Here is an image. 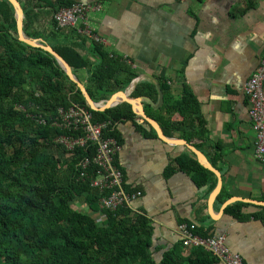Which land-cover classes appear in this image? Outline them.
I'll return each instance as SVG.
<instances>
[{"label": "trees", "instance_id": "1", "mask_svg": "<svg viewBox=\"0 0 264 264\" xmlns=\"http://www.w3.org/2000/svg\"><path fill=\"white\" fill-rule=\"evenodd\" d=\"M46 2L55 13L77 1ZM247 2V6L255 4V0ZM33 7V4L23 5L24 30L38 38L43 34L35 28L37 15ZM50 44L75 73L88 70L85 85L96 101L126 89L139 75L125 57L111 54L104 44L93 43L98 61L83 53L76 43ZM160 82L164 103L159 108L146 103V112L160 123L166 135H178L201 149L210 134L198 96L184 84L182 94L176 97L164 79ZM142 95L158 101L157 85L138 82L130 100ZM130 100L106 110L91 108L80 87L53 54L19 39L14 6L9 0H0V264H216L219 261L203 247H186L183 240L167 248L155 245L152 220L144 213L134 212L132 206L103 209L101 198L109 192L91 186L90 177L82 176V171L91 173L92 167L83 170L79 165L82 159L95 153V146L90 142L70 150L57 140L62 134L80 133L53 125V120L60 116V107L68 108L76 103L88 107L95 121L131 120L145 135L157 137L150 123L136 114ZM40 116L46 123L38 121ZM106 135L123 141L117 127L107 129ZM178 171L190 174L200 187L211 184L213 189L217 184V175L189 149L170 162L166 174ZM228 197L223 188L218 196L220 202ZM247 204L230 203L226 212L246 219L250 214L243 207ZM253 215L264 221V207ZM188 224L203 236L215 234L210 228Z\"/></svg>", "mask_w": 264, "mask_h": 264}, {"label": "crops", "instance_id": "2", "mask_svg": "<svg viewBox=\"0 0 264 264\" xmlns=\"http://www.w3.org/2000/svg\"><path fill=\"white\" fill-rule=\"evenodd\" d=\"M21 1L34 5L40 38L54 44L76 43L98 61L94 42L80 37L75 28L56 27L54 10L46 0ZM76 1L101 4L89 11L88 20L106 38L104 46L111 54L132 61L141 77L138 82L164 79L176 97L187 84L198 96L210 134L201 150L217 163L213 165L222 173L228 199L264 200V160L256 157V132L243 89L264 55V0H255L252 6H247V0ZM76 74L87 81V69ZM123 90L105 99H118ZM117 128L123 139L117 161L125 185L143 192L132 208L152 220L155 245L171 247L183 238L181 224L191 223L225 234L228 245L246 264H264V221L253 215L264 206L247 202L246 219L227 213L220 193L210 206L216 186L200 187L182 171L166 174L170 162L188 147L147 136L131 120L118 123Z\"/></svg>", "mask_w": 264, "mask_h": 264}, {"label": "built area", "instance_id": "3", "mask_svg": "<svg viewBox=\"0 0 264 264\" xmlns=\"http://www.w3.org/2000/svg\"><path fill=\"white\" fill-rule=\"evenodd\" d=\"M99 8L101 4H86L79 1L71 6L62 7L54 13L56 27L75 28L79 34L86 36L92 42L105 45L106 38L88 20L89 11ZM125 58L133 65L131 60ZM243 89L250 103L249 114L256 132V157L264 160V55L252 76L244 83ZM59 115V118L53 120V125L80 131L77 136L60 135L57 137L59 142L70 150L78 146H86L90 142L95 146V153L91 157L82 159L79 165L83 170L92 167L91 173L82 171V176L88 174L90 177L91 186L101 192H109L101 198V207L116 210L121 206H132L143 192L140 189L126 188L124 172L117 162V153L122 144L116 137L106 135V130L116 128L118 123L112 120L95 121L93 112L78 103L68 108L60 107ZM38 121L46 123V119L41 116L38 117ZM180 229L186 247H203L223 264H246L243 256L228 245L225 234L203 236L195 232L187 223L181 224Z\"/></svg>", "mask_w": 264, "mask_h": 264}, {"label": "water", "instance_id": "4", "mask_svg": "<svg viewBox=\"0 0 264 264\" xmlns=\"http://www.w3.org/2000/svg\"><path fill=\"white\" fill-rule=\"evenodd\" d=\"M15 9V14L17 18V28H18V37L20 40L26 42L27 44L34 46V47H40L43 48L44 50L50 52L55 56V58L58 60L59 64L61 67L66 71L68 76L77 83V85L80 87L83 95L86 98L87 103L90 105L91 108L95 110H106L107 108L116 106L126 100H130V95L135 89L137 83L139 80H141V77L138 76L133 79L131 84L123 90V94L120 98L118 99H105V100H100L96 101L91 94L89 93L85 83L79 78V76L73 71L72 67L69 65V63L65 60V58L45 39L43 38H36V37H31L29 36L25 30H24V20H25V11L23 8V5L20 0H9ZM159 91V100L158 102H155L150 96L147 95H142L135 97L131 99L130 101L132 102L133 109L136 112L137 115L145 119L150 123V125L156 129L157 134L159 138L163 139L164 141L167 142H175V143H181L188 147L189 150H191L198 158V160L207 168L212 170L218 177V183L215 187V189L212 191L210 195V206L214 205V202L218 196V194L221 192L222 186H223V178H222V173L220 170L213 165V163L210 161V159L206 156V154L196 147L194 144L188 142L186 139L181 138V137H174V136H168L165 134L162 126L160 123L153 117L147 114L143 102H149L151 103L155 108H159L163 105L164 103V91L162 89L161 82L158 79H154L153 81ZM204 187H207V185H204ZM237 200H242L245 202H252L257 205L264 206V200H257V199H246L243 197H231L224 203V207L226 208L230 203H233Z\"/></svg>", "mask_w": 264, "mask_h": 264}]
</instances>
